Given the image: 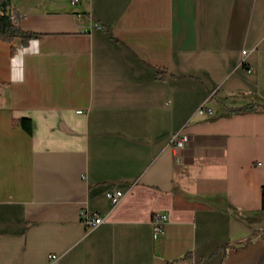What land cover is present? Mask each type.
I'll list each match as a JSON object with an SVG mask.
<instances>
[{
  "label": "crops",
  "instance_id": "0c3cea01",
  "mask_svg": "<svg viewBox=\"0 0 264 264\" xmlns=\"http://www.w3.org/2000/svg\"><path fill=\"white\" fill-rule=\"evenodd\" d=\"M69 1L10 0L42 55L16 85L0 42V264H264V0Z\"/></svg>",
  "mask_w": 264,
  "mask_h": 264
},
{
  "label": "trees",
  "instance_id": "16d2710c",
  "mask_svg": "<svg viewBox=\"0 0 264 264\" xmlns=\"http://www.w3.org/2000/svg\"><path fill=\"white\" fill-rule=\"evenodd\" d=\"M18 14L10 6V0H0V42L11 43L17 40L20 45H26L29 39L34 38L36 35L24 32L18 25ZM259 110L264 112V106H246L241 109H237L235 113H245L250 111ZM19 125L29 132V122L27 119L18 120ZM260 209L264 211V186L260 189Z\"/></svg>",
  "mask_w": 264,
  "mask_h": 264
},
{
  "label": "built area",
  "instance_id": "2783aa9c",
  "mask_svg": "<svg viewBox=\"0 0 264 264\" xmlns=\"http://www.w3.org/2000/svg\"><path fill=\"white\" fill-rule=\"evenodd\" d=\"M71 5H76L78 3V0H70L69 1ZM244 54V52H242ZM77 114H80V111L76 112ZM196 113L199 115H209L210 110L207 107V100H204L198 109L196 110ZM170 144L174 146H179L180 145V138L178 137L177 133L171 134L170 139H169ZM122 194L119 191H114L112 193H107L105 195L106 199L109 201L110 204L114 205L119 201L121 198ZM80 221L81 223L86 227L87 230L94 229L96 226H98L101 223V218L95 215H87L85 213L80 214ZM152 223V230H153V239L157 238L163 231V227L165 224V217L156 215L153 216L151 219ZM55 259L53 256L49 258V263L53 264L55 262Z\"/></svg>",
  "mask_w": 264,
  "mask_h": 264
},
{
  "label": "clouds",
  "instance_id": "9594fccd",
  "mask_svg": "<svg viewBox=\"0 0 264 264\" xmlns=\"http://www.w3.org/2000/svg\"><path fill=\"white\" fill-rule=\"evenodd\" d=\"M41 41L29 39L26 45H20L9 60V78L11 83L22 85L26 82V58L41 56Z\"/></svg>",
  "mask_w": 264,
  "mask_h": 264
}]
</instances>
